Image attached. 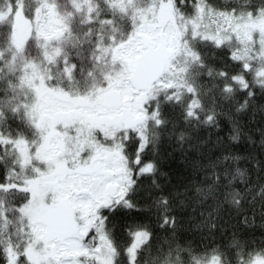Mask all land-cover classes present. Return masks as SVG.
<instances>
[{"label": "snow or ice", "instance_id": "snow-or-ice-1", "mask_svg": "<svg viewBox=\"0 0 264 264\" xmlns=\"http://www.w3.org/2000/svg\"><path fill=\"white\" fill-rule=\"evenodd\" d=\"M0 264H264V0H0Z\"/></svg>", "mask_w": 264, "mask_h": 264}]
</instances>
